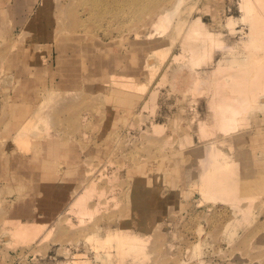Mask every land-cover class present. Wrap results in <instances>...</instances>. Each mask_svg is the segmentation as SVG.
<instances>
[{
    "label": "rangeland",
    "instance_id": "1",
    "mask_svg": "<svg viewBox=\"0 0 264 264\" xmlns=\"http://www.w3.org/2000/svg\"><path fill=\"white\" fill-rule=\"evenodd\" d=\"M174 1L0 0V264H67L87 256L103 264L97 258L102 250L86 240L87 230L100 237L108 224L140 230L145 222L153 226L152 234L142 232L148 237L144 249L129 251L125 261L114 249L116 256L105 263L264 264V190L242 223L228 202L202 193L199 177L207 146L215 141L239 159L243 175L264 183V104L241 118L238 132L203 139L198 122L210 118V108L206 96L190 90L196 76L190 54L188 63L183 55L171 59L153 111L118 103L111 87H95L83 76L100 69L146 81L149 50L166 46L158 54L162 59L172 49L180 52V38L171 37L179 16L188 21L200 14L206 31L223 30L229 40L241 34L231 32L229 18L238 30L245 25L241 0H184L172 22L158 26L160 13ZM49 93L63 102L53 98L47 104ZM38 109L54 112L39 117L36 126ZM85 112L87 125L81 120ZM113 112L116 118L110 117ZM152 120L163 124L160 133L152 131ZM43 122L49 123L52 141L40 128ZM23 126L31 127L16 143L13 134ZM113 170L118 177L112 182ZM93 178L109 192L101 197L107 207L79 222L75 232L68 219L78 218L64 208L66 196ZM15 217L45 219L49 229L31 243H6L4 219Z\"/></svg>",
    "mask_w": 264,
    "mask_h": 264
},
{
    "label": "bare ground",
    "instance_id": "2",
    "mask_svg": "<svg viewBox=\"0 0 264 264\" xmlns=\"http://www.w3.org/2000/svg\"><path fill=\"white\" fill-rule=\"evenodd\" d=\"M183 1L184 0H175L171 7H167L162 11L159 15L161 22L158 23V26H162L163 24L168 26L172 22V19L177 15ZM195 7L190 10V13H192V10L195 11ZM240 8L242 10L240 16L245 22L244 27L242 26V28L238 30L234 25L236 22H232L234 19H228V22H231V32L237 34L238 32L241 33L238 35L239 37L234 40L227 39L223 30L215 29L206 31L203 25L208 23L204 22L206 19H202L200 14L193 16V18L188 21V18H182L179 16L176 21L178 22L177 29H175V32L171 37L173 40L176 37L180 38L178 44L180 46V52L178 53L172 49L168 57L166 56L165 59H162L158 54H160V49H164L166 46L162 48H154L152 51L149 50L145 61L146 64L144 66L149 77L146 81L138 80L134 76L125 73L111 72L107 74L97 72L101 71L100 69L94 70L93 74L83 71L85 81L88 84L91 83L95 87L103 86L105 89L111 87L114 92L116 91V99L118 100V103L126 101L129 103L128 106L130 108L132 106L140 108L152 107L153 111L158 92L160 91L159 85L164 84L167 81H165L164 78L165 76H168L167 68L171 63V59H176L178 55H183V59L186 60L184 63H188V57L186 58V56L190 54L192 58L195 57L192 62L193 68L191 67V69L196 73L195 79L190 86V90L194 96H206L210 108V118L207 117L205 119H200L198 122V129L202 138H213L219 132L224 134L238 132L241 118L247 115L256 105L260 106L261 104H264V0H241ZM171 43L172 42H170V45ZM161 80L165 82L163 83ZM158 81H161L162 83H159ZM51 94L52 93H49L47 104L53 98H55L53 99L55 101L59 100L60 102H63L58 93L55 95ZM72 97L73 99L75 98V96ZM127 99L129 101H127ZM96 102H98V99ZM101 103L103 102L101 101ZM62 106L63 105L60 107L59 104L60 108H62ZM138 111L140 110L138 109ZM44 112L43 109L37 110L35 115L37 118L35 120L36 126H39V117L48 119L54 111L50 114L49 112H45L46 114L42 115ZM87 115L88 113L85 112L81 116L82 124L84 125L88 124ZM110 117L116 118L114 112L111 113ZM144 118L143 116L141 117V119ZM43 124V126H40L41 130L47 129L49 134L47 137L52 141V134H50L51 132L48 130L49 126H47L49 123L46 124V126L45 122H43ZM35 125L33 126L36 127ZM25 127L27 126H23L22 129H20V127L17 128L19 130H16L17 132L13 134L16 143L19 141L22 142L25 138H23L24 130H28ZM151 129L153 132L157 131L160 133V131L163 130V124H159L152 120ZM82 133L85 134L86 138L87 132L82 130ZM45 135H47V133ZM26 141L29 142L28 139ZM47 141L48 140H46L45 145L48 146V150H53L54 148H50L52 143L49 142L46 144ZM207 154V162L203 167V171H201L199 175L202 179L200 182L202 193L213 200L228 202L235 208L234 212L236 220L245 223L252 216L253 203L258 194L264 190V183L255 182L253 176L243 175L242 169L245 168L242 167V163L239 159L233 158L229 152L223 150V148L215 143V141L208 144ZM109 161H111V159ZM248 162L249 159L247 158L246 164ZM118 165L120 164L118 163ZM122 165L124 166L123 163ZM46 170L48 169L46 168L45 171ZM99 171L101 172V169ZM115 171L112 172V177H109L112 182L116 181L117 179H114L118 177L115 175ZM101 175L102 174H100V176ZM102 187L103 188L100 189L96 178H93L91 182L84 185L82 190L76 193L74 192L75 194L73 195L66 196L68 199L66 201L67 205L64 208H68L69 212L75 214L78 218V222L74 221L72 217H69L68 219V222H70L73 229L75 227L77 228V226L80 225L82 221L84 222L86 218H94V216H97L96 212L102 210L103 207H107V204H104V199H101V197L104 194L109 196V192L107 193V189H105L104 186ZM109 189L110 192L113 190L115 191L114 184H112ZM113 194H115V192ZM112 195H110V200ZM117 197L114 196L113 198L116 199ZM107 198L106 201L108 200ZM245 199L247 202L243 204L242 201ZM92 200L94 203L91 202ZM108 215L109 214L105 216ZM113 215H111L112 218L115 217ZM4 220L5 224L2 227V236L4 241L9 244L20 243L23 241H30L31 243L32 240L34 241L36 238L40 239L45 236L49 229L47 226L48 223L45 219L40 221L15 217L5 218ZM152 226V222H145L140 225V230H136L131 225H122L118 223L116 226H113L108 224L106 228L103 229L104 235L100 237H96L93 231L87 230L86 240L90 242L94 241V245L96 244L100 252L102 250L101 255L97 258L104 261L103 264H108V262H110L107 261L105 263L106 259L104 258L116 256L114 249H117L118 251L116 252H119L117 253L118 259L120 256V259L125 261L129 255V251L144 249L145 241H147L148 237L142 232L152 234L150 231ZM86 229H88V227ZM75 230L76 229H74V231ZM67 264H96V261L94 258H89L87 256L86 258H79L70 261Z\"/></svg>",
    "mask_w": 264,
    "mask_h": 264
}]
</instances>
